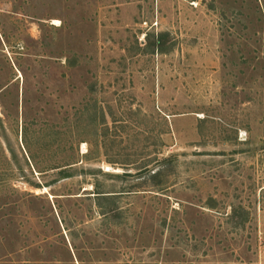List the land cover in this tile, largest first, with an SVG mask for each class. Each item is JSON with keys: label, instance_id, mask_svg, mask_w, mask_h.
<instances>
[{"label": "rangeland", "instance_id": "obj_1", "mask_svg": "<svg viewBox=\"0 0 264 264\" xmlns=\"http://www.w3.org/2000/svg\"><path fill=\"white\" fill-rule=\"evenodd\" d=\"M0 264H264V0H0Z\"/></svg>", "mask_w": 264, "mask_h": 264}, {"label": "trees", "instance_id": "obj_2", "mask_svg": "<svg viewBox=\"0 0 264 264\" xmlns=\"http://www.w3.org/2000/svg\"><path fill=\"white\" fill-rule=\"evenodd\" d=\"M78 162H69L65 163L64 165H57L56 167L51 168L52 170H57L58 174L60 175V178H70L74 176V167L76 166ZM98 195L96 197H101V192H96ZM105 197V196H104Z\"/></svg>", "mask_w": 264, "mask_h": 264}]
</instances>
